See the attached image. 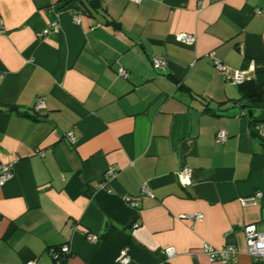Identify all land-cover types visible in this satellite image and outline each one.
Listing matches in <instances>:
<instances>
[{
  "label": "crops",
  "instance_id": "0c3cea01",
  "mask_svg": "<svg viewBox=\"0 0 264 264\" xmlns=\"http://www.w3.org/2000/svg\"><path fill=\"white\" fill-rule=\"evenodd\" d=\"M0 16V162L13 164L0 184V264H54L48 248L65 243L66 264H122L123 248L128 264H216L205 243L233 244L230 264H264L243 232H264V108L251 118L247 87L209 56L264 84V0H0Z\"/></svg>",
  "mask_w": 264,
  "mask_h": 264
},
{
  "label": "built area",
  "instance_id": "2783aa9c",
  "mask_svg": "<svg viewBox=\"0 0 264 264\" xmlns=\"http://www.w3.org/2000/svg\"><path fill=\"white\" fill-rule=\"evenodd\" d=\"M134 2H140L141 0H132ZM258 13L261 12V9L256 10ZM75 20H78V16H74ZM54 31L59 30V25L57 23H53L51 25ZM3 19L0 16V34L3 33ZM47 29L44 30V33ZM174 40L180 44L190 45L193 44L195 41V36L191 33L187 32H178L174 34ZM210 58L212 59V63L216 70L222 73L226 78H229L232 82L236 84H240L245 80V72L241 70H234L230 76L227 75V65L213 53L209 54ZM153 67L156 69L164 68L166 65V60L162 56H156L152 58ZM119 74L122 77H127V72L123 68L118 69ZM44 107V103L42 99H37L34 104V109L39 110L40 108ZM258 135L262 140H264V123H260L256 126ZM65 137L72 143L75 141V137L72 131H68L65 133ZM227 134L224 130H218L216 133V141L222 142L226 139ZM43 153H41L42 155ZM116 172L115 166H109L106 170V175H114ZM13 175V164L11 162H0V184H3L6 180L11 178ZM179 181L183 185H190L192 183V168L183 165L181 169L177 172ZM142 193H150L146 183H143L141 186ZM261 196L260 191H256L254 195L242 199L243 203H251L255 202L257 198ZM128 202L132 206H136L137 202L126 198ZM178 217H186L189 220H201L203 215L200 213L190 214V215H179ZM243 232L245 234V240L247 245V253L254 257L255 259H264V232H260L257 230L255 224H249L243 227ZM86 239L91 243L97 242V235L92 233L86 234ZM205 254L208 256L211 262L216 264H230L234 261L236 255V248L233 244H227L223 247H214L209 244H203L202 247ZM49 254L54 261V264H66V260L68 255L70 254V248L68 244H61L50 246L48 248ZM162 253L166 256L170 257L175 254V251L172 247H167L162 249ZM118 261L122 264H128L130 262V256L128 255L127 248H123L118 255ZM26 264H36L34 260H29Z\"/></svg>",
  "mask_w": 264,
  "mask_h": 264
},
{
  "label": "trees",
  "instance_id": "16d2710c",
  "mask_svg": "<svg viewBox=\"0 0 264 264\" xmlns=\"http://www.w3.org/2000/svg\"><path fill=\"white\" fill-rule=\"evenodd\" d=\"M87 4L96 6L100 3L101 0H85ZM109 23H113L115 27L118 26V23L114 21H110ZM240 86L247 87L246 92L243 95L244 99V106L248 107L252 113L250 114V117H253V113L255 108H264V84H258L254 82L253 80H244L242 83H240ZM254 121L251 120V123L254 125L256 124L253 123Z\"/></svg>",
  "mask_w": 264,
  "mask_h": 264
},
{
  "label": "water",
  "instance_id": "95a60500",
  "mask_svg": "<svg viewBox=\"0 0 264 264\" xmlns=\"http://www.w3.org/2000/svg\"><path fill=\"white\" fill-rule=\"evenodd\" d=\"M250 113V112H249Z\"/></svg>",
  "mask_w": 264,
  "mask_h": 264
}]
</instances>
